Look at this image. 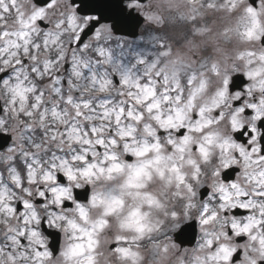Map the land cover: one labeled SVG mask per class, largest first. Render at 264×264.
Instances as JSON below:
<instances>
[{
  "label": "clouds",
  "instance_id": "obj_1",
  "mask_svg": "<svg viewBox=\"0 0 264 264\" xmlns=\"http://www.w3.org/2000/svg\"><path fill=\"white\" fill-rule=\"evenodd\" d=\"M128 5L142 22L126 39L153 34L170 50L160 57L169 82L149 99L131 86L101 91L83 65L73 74L72 30L56 25L81 0H0V134L10 137L0 149V264H12L16 240L21 251L44 246L36 264H224L207 239L240 253L229 264H261L264 158L249 146L264 143V0ZM144 43L155 57L157 44ZM234 222L250 235L232 234Z\"/></svg>",
  "mask_w": 264,
  "mask_h": 264
},
{
  "label": "snow or ice",
  "instance_id": "obj_2",
  "mask_svg": "<svg viewBox=\"0 0 264 264\" xmlns=\"http://www.w3.org/2000/svg\"><path fill=\"white\" fill-rule=\"evenodd\" d=\"M39 3V0H37ZM75 3V0H73ZM13 6H15V0H11ZM122 0H81V7L76 9L75 13L70 14L67 17L66 22L61 21L57 23L56 27L60 28L65 23L68 28L72 30L73 35V60L76 61L79 57V62L75 64V75H81L79 71L80 66L83 65L84 72L83 75L87 76L94 84H98L101 91L108 89L109 85L118 84L121 88L125 87H134L137 92H143L144 98L149 99L155 95L156 89L154 85L160 84L163 82L164 85H167L169 82L170 74L168 72L167 66L161 68L162 63L160 57L168 56L170 50L163 43V40L160 36L148 34L146 37H142L140 42H129L126 39L125 29L128 26V12L121 6ZM141 0H129V8H135L140 6ZM51 6V4H49ZM9 9L4 8L3 11L7 12ZM251 11V10H249ZM83 15V18L87 21L86 25L80 23L79 16ZM43 17V9L38 11L35 15L31 17V23L40 22ZM2 19V16H0ZM150 20H155L156 22H161V18L157 16L148 17ZM104 21H111V26L104 24ZM24 23V26L27 27L28 24ZM110 33H123L118 39H109ZM7 35V33H4ZM251 36V33H249ZM89 39L94 41V49L91 54H88ZM144 41L157 44V52L155 57L151 54L150 49L146 46ZM63 59V57H60ZM103 61L106 63L107 67L103 68L100 65V62ZM179 63V61H177ZM96 65L97 67H94ZM47 70V69H46ZM175 69L173 70V76ZM254 73H248L250 79L254 77ZM142 76L144 78H142ZM225 86L227 87L228 81L225 80ZM170 89L166 88L165 91ZM123 94V93H121ZM130 97L135 96V93L132 91L128 92ZM179 99V97H177ZM71 102V101H69ZM141 100L139 97L136 98V103H140ZM239 103V101H238ZM264 103V101H261ZM158 107V104L155 105ZM87 107V105H85ZM249 110H255L256 104L251 103L248 106ZM153 105L148 107V111H152ZM238 112H245V108L240 107L237 109ZM124 110L121 109V113ZM107 115V112L104 113ZM26 115L30 116L31 113ZM79 115V113H77ZM129 116L132 115L131 112L128 113ZM119 116H117V121H119ZM259 118V117H257ZM235 125V120L233 121ZM247 130V129H245ZM26 132H29L30 129H25ZM256 129L253 128L252 132H255ZM95 132V129H93ZM251 135V133H250ZM55 139V136L52 137ZM28 139H31L29 136ZM264 140V138H262ZM101 146L104 144V141L101 139L97 142ZM115 143V141H112ZM39 145H37L38 147ZM252 153L259 152L261 158H264V143L261 144L259 148L249 146ZM12 149L10 148L9 151ZM27 155V154H26ZM241 155L244 156V150L241 149ZM113 158V157H110ZM87 175V173H85ZM71 178V176L69 177ZM235 187V185H233ZM259 195H264V193H258ZM222 199H227V197H222ZM27 206V205H25ZM247 204H240L239 209H246ZM207 211V209H205ZM215 219V215L209 216L201 221L202 224L207 225L212 220ZM249 220L252 218L249 217ZM251 225L245 224L240 226L238 223L234 222L231 225V233L237 237H241L242 234L247 236L250 235ZM183 232V230H181ZM23 234H21L22 236ZM33 236L36 235L35 232L32 233ZM251 239L255 241L256 236H251ZM20 247L16 249L15 253H9V259L12 261V264H15L17 259L21 261L28 260L31 258L32 264H36L37 261H41L46 258L49 253L44 250V246L41 244L34 251L32 249H24L21 251V248L24 247L22 240L15 241ZM204 243L210 248L216 251L217 257L220 254H223L224 264H229L233 259L239 258L240 253L235 249H229L226 246L218 247L211 239H207ZM262 248H264V238L260 240ZM2 251V249H0ZM124 251V250H118ZM126 254V253H125ZM246 259H249L246 257ZM250 264H255V262H250ZM261 264H264V261H261Z\"/></svg>",
  "mask_w": 264,
  "mask_h": 264
}]
</instances>
